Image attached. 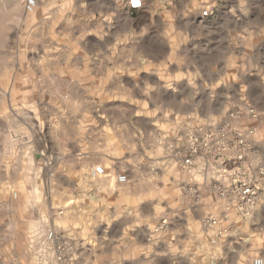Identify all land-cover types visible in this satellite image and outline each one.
I'll use <instances>...</instances> for the list:
<instances>
[{
	"label": "clouds",
	"instance_id": "9594fccd",
	"mask_svg": "<svg viewBox=\"0 0 264 264\" xmlns=\"http://www.w3.org/2000/svg\"><path fill=\"white\" fill-rule=\"evenodd\" d=\"M0 264H264V0H0Z\"/></svg>",
	"mask_w": 264,
	"mask_h": 264
}]
</instances>
